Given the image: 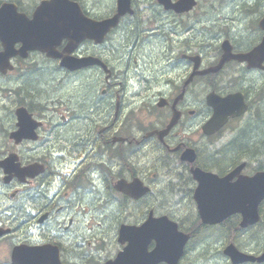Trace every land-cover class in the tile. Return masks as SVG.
<instances>
[{
  "label": "flooded vegetation",
  "instance_id": "flooded-vegetation-1",
  "mask_svg": "<svg viewBox=\"0 0 264 264\" xmlns=\"http://www.w3.org/2000/svg\"><path fill=\"white\" fill-rule=\"evenodd\" d=\"M39 1L15 2L19 11L33 18ZM71 1L78 4L80 11L93 21H100L116 12V3L101 9L91 0V6L86 0ZM153 6L158 10L153 12L152 27L162 28L165 36L167 27L175 26V36L167 37L168 41L160 44L164 53L158 58L169 60L161 70L152 69L150 58L136 57L135 53L138 41L144 38L146 32L145 27L140 25L145 16L144 8ZM52 9L57 12L51 13V6L48 12H44V17L48 14L52 23L68 20L66 7L62 11L57 6ZM165 13L177 17L190 14L165 11L159 4L138 7L135 3L134 12L124 16L103 43L85 39L72 52L74 56L82 58H98L104 65L93 64L70 70L62 66L60 58L49 57L37 50H30L25 58L15 55L8 65L4 64L5 68L0 70V118L11 107L12 119L2 136L8 141L4 140L6 146L0 160L13 156L18 167L8 182L5 180L8 175L0 167V184L13 187L12 191L0 192V213L5 218L0 216V245L5 250L6 247L12 250L14 247L30 246L44 251L50 262L59 253L58 264H105L133 240L120 238L121 227L139 226L151 215L168 217L188 234L179 264H188V253L193 244L203 246L213 242H206V238L216 235V231H227L225 240L232 237L234 241L229 243L242 245L237 240L239 235L249 234L252 227L247 229L240 226V213L231 214L216 224L202 221L195 198L198 193L202 192L203 196L210 193L206 186L200 190L192 170L200 167L225 175L244 156L229 159L224 155H231L229 151L237 152L233 148L237 143L236 138L229 142V149L223 148L220 143L222 130L212 135L204 133L203 126L213 113L207 105L206 95L210 91L221 95L243 92L250 103L252 87L260 77L264 78V60L260 62L261 67H249V62L232 58L217 72L191 78L196 65L192 57L198 54L199 48L203 59L201 69L216 65L223 50L219 47L215 56H205L203 52L207 49H204V40L198 41L197 31L193 38L188 26H185L182 29L188 28L185 34H189V37L184 39L183 34L179 37L176 29L180 33L181 24L176 20H172L171 24L170 16ZM122 28L125 29L120 37L124 33L125 39L130 37V40H135L128 47L129 52L126 50L129 53L127 62L114 54L122 48L117 36ZM258 29L260 35L256 39H253L254 34L247 35V42H239L235 37L228 38L232 47L230 53H248L256 49L263 39V32ZM151 32V35L156 32L158 35L161 29H152ZM67 44V39L57 43V52L68 55ZM20 46L21 42H18L16 47ZM2 48L0 41V50ZM37 53L47 61L56 62L54 69L63 74L62 78L79 77L83 81L86 74L87 78L94 77L91 81H94L97 96L111 99L109 115L103 116L99 113V107H95L82 116L83 109L79 110L76 106L80 103L83 106L86 102L83 98L75 102L80 92H76V89L75 93L67 96L54 95L56 99L52 103L40 102L41 94L36 86L35 90L28 87L30 82L43 75L44 69H39L43 68L41 65L34 67L33 56ZM167 73L170 75L167 76ZM123 76H128L127 82L123 81ZM187 80L191 81L187 94L181 97ZM56 83L62 86L60 77ZM85 86L82 85L83 90H86ZM197 86H203V92L200 99L196 97L192 100L189 89L191 93ZM14 96L16 99H12ZM263 107L261 103L257 107L258 112ZM171 122L174 124L169 127ZM157 129L161 130V135L160 132L159 135L152 134ZM259 152V149H254L251 154L257 156ZM134 182L140 191L145 187L149 191L136 198L133 187L130 188ZM102 190L109 194L102 204L103 213L109 215L122 207L125 212L115 224V242L105 237L108 232L103 229L102 221L86 225V215L95 211L94 199L100 201ZM158 201L162 206L161 213L156 207ZM260 210L264 211V202ZM141 215L143 217L139 218ZM187 219H193L194 225L188 224ZM128 230L133 233L135 229ZM155 243V239L149 240L148 250H152ZM115 249V254L111 256ZM5 264H10L9 260Z\"/></svg>",
  "mask_w": 264,
  "mask_h": 264
},
{
  "label": "rangeland",
  "instance_id": "rangeland-1",
  "mask_svg": "<svg viewBox=\"0 0 264 264\" xmlns=\"http://www.w3.org/2000/svg\"><path fill=\"white\" fill-rule=\"evenodd\" d=\"M0 1L2 2L7 0H0ZM13 1H17V0H13ZM20 1L23 3H28L29 1H35V0H20ZM86 1L91 6L92 3L90 2V0H86ZM91 1L95 2L96 5L101 9L108 8L109 6H113L115 4V0H91ZM147 1L148 0H137L136 5L138 7L142 6V4H145ZM144 9H145V16L142 18L143 21L141 22L140 25L145 27L144 28L145 31L152 29L154 30L161 29V32L158 35H150L145 33L143 35L144 38L141 41L140 40L138 41L137 48H135L136 57L145 58L146 60L150 58V60L152 61L151 63L152 69L156 68V70L157 69L161 70L162 66L168 65L169 60L168 59L162 60L160 57L158 58V56L160 55L163 56L164 53V49H161L160 44L163 45L165 41H168L167 37H172L173 35L175 36V34L173 33V29L175 26L172 25V27L170 28L167 27V31L165 32L166 35L163 36L164 34L162 28H160L159 26L152 27L153 25L152 19L154 14L153 12H156L157 7L156 6L146 7ZM165 14L170 16L168 17V19L170 20L171 24H173V21L175 20L181 24L180 26L181 32L179 33V31L176 29V32L179 34V37L180 34H183L182 38L186 36L189 37V34L192 35V37L196 36V32H195L196 30L198 33L197 35L198 41L201 42L202 40H204L203 46L204 49H207V51L206 52L204 51L203 54L205 56L210 57L218 54L219 47L221 46V41L222 39L227 38V36L235 37L239 42H247L246 39L247 35L254 34L253 39H256L260 35L261 31H259L258 29V18L262 17V15L264 14V0H199L196 9L193 11V13L190 12L189 15L177 17L169 13H165ZM217 19H223V20L219 22L217 21ZM196 22H198V25L196 24ZM185 26H188L190 31L189 34H185L188 28L185 30L182 29ZM228 26H230L231 28L236 27V29L231 30V28ZM123 29L125 28H122L119 34L117 35L119 37L118 41L122 45V48L119 42H116V45H118L121 49L119 51H115L114 54L119 58H124L125 59L124 61L127 62L126 59L128 58L127 56L129 55V53H126V50L129 52L128 47L134 44L135 40L134 38L130 40V37L128 38V40L125 39L124 33L120 37ZM178 40H183V39L178 38ZM33 63H34V67L39 68L38 66L41 65L43 68H39V69H44L42 72L43 74L42 76L38 77L37 80H35L34 82L32 81L28 84V87H30L31 90L33 89L35 90L34 86H36V88L39 90L41 94V97L39 98L40 102L45 103V101H51L50 103H52L56 99L54 95L59 93L61 95L67 96L71 93H75V89H76L77 90L76 92L78 91L80 92L77 93L74 99L75 102L81 98H83L84 101L86 102L83 106L81 105L82 103L80 104L77 103L78 105L76 104L77 109L79 110L83 109L82 116L89 114L91 112L90 109L92 108V110H94L95 107H99V113L102 114L103 116L109 115L110 111L108 109L110 108L111 105V99L110 98L104 99L97 96L96 88L94 87V81H91L93 80L92 78L94 77L87 78L86 77L87 74H86L83 81H80L79 77L62 78L61 76L63 74L56 72L54 69L57 63L54 61H47L39 53L33 56ZM170 63L172 64L173 62L170 61ZM119 69L122 70L125 68H119ZM150 74H148L149 79L151 80V82H153V78H150ZM168 75L170 74L167 73V76ZM59 77L62 81L61 83L62 86L56 83ZM124 77L125 76H123L122 79H124ZM79 83L80 85L78 86ZM82 85L83 86L86 85L85 86L86 90H83ZM87 88L89 90H87ZM262 91H264V79H260L259 81L255 82L254 86L252 87L250 96L253 102L258 99ZM202 92H203V86H197L195 90H193L190 93V98L192 100H194V98L196 97L197 99H200ZM12 99H16V97L14 96ZM262 102H264L263 99H261L260 103H257L255 107L259 106ZM249 114L250 111L245 115L243 119L232 123L228 129H225L221 136V141L223 148L231 149L229 146V141L236 138L237 143L235 145L236 149L234 150H236L237 152L234 154V152L231 153L232 151H229L231 155H227V154L224 155L228 156L229 159H233L235 156L239 157L241 155H244L246 156L245 159L249 160L250 162L249 168L254 169L255 167L264 166V151L261 150V148H263L261 141L264 143V107L258 113H256L251 119L249 117ZM2 117L0 118V154L4 151V148L6 146L4 141L6 138L2 136L6 128H8L11 123L10 119H12V108L8 107L6 114H4ZM254 149H259L260 151L257 156L251 154L254 151ZM247 157H249L250 159ZM12 189L13 187L10 185L0 184V192H6V191L9 192L12 191ZM108 196L109 194L104 193V191L102 190L101 196L99 197L100 201L94 199L93 208L95 211H93L92 213H88L86 215L88 218L86 225L90 223H96L102 221L104 223L103 229L108 232L105 235V237L106 238L110 237L111 241L115 242L116 236L113 233L114 227L115 224L117 223V220L121 218L125 214V212L122 207L120 209L114 210L109 215L103 213L102 204L103 201H105ZM112 207L115 208V206ZM156 207L159 209L158 212L161 213L162 206L159 201L157 202ZM136 213L139 214L138 211ZM143 215H141L139 218H142ZM0 216L3 219H5L1 213ZM187 223L193 224L195 223V221L193 219H187ZM258 226L259 225L252 227L248 231V232L254 231L255 234L249 233L244 235L241 233V235H239V238L237 240H239V242L242 245L240 246L238 243L236 242L235 243L240 247L241 250L251 248L255 251L254 254H259V255H261L264 252V227L262 225V227L258 229ZM222 231H224L225 234L224 237H219L216 234L212 237L206 238V242L208 243L213 241L208 245L207 243H205L203 246H197V245L194 246L193 244L188 253V257H187L188 264H229V259L223 254L222 249L224 245L229 243L230 240H225L226 236L228 235V232L225 230ZM117 249L111 252V256L115 254ZM7 260H8V249L6 247V251H5L4 246L0 245V264H5Z\"/></svg>",
  "mask_w": 264,
  "mask_h": 264
},
{
  "label": "water",
  "instance_id": "water-1",
  "mask_svg": "<svg viewBox=\"0 0 264 264\" xmlns=\"http://www.w3.org/2000/svg\"><path fill=\"white\" fill-rule=\"evenodd\" d=\"M162 4L166 6V8H173L177 11H187L193 7L195 4V0H177L176 2H173L172 0H159ZM55 2V0L53 1ZM131 11V0H118V12L117 14L110 19L102 21L99 25L101 26L102 33L104 34L107 32L112 26H115L120 18L121 15L125 14L126 12ZM17 8L16 5L13 3H4L2 7L0 8V37H2L3 33L2 30H8L9 26L15 25V26H21L28 30L30 28V22L26 21L25 23L17 22L12 14H17ZM45 27L46 32L44 33L46 36L48 35L51 27L50 25H42ZM261 26L264 28V19L261 21ZM39 27V25L37 26ZM95 26L88 22H81L78 17L75 15V13L71 12L69 22H66L64 25L65 35L69 37L70 39V46L73 45V47L70 48V50H73V48L76 46L77 43L80 42V40L86 36L94 37V34L92 33V30H94ZM10 35V34H8ZM43 40V39H41ZM6 46V52L0 54V67L3 68V63L6 59L9 58L12 54H14L13 47L14 42L12 41H5L4 42ZM44 46V43L42 41L35 42V41H27L24 43V47L27 49L29 48H42ZM62 64L74 69L79 68L81 66H86L91 64L90 62H87V59H75V58H68L64 57ZM3 165L7 171L13 172L14 171V164H13V158L9 157L8 160H4L0 163ZM255 192L251 195L243 196L241 197V200L245 201V205L248 208L246 211V220L253 221L255 219L252 218V215L257 214V207L259 205V202L264 198V178L258 179L254 184ZM237 199L233 194H230V200ZM225 201L229 202L230 200L226 197L223 198ZM249 212V213H248ZM256 218V217H255ZM150 221L149 224L146 226L149 231L146 233L145 236H149L151 239L152 237H156L157 239L160 237V233L158 230V224L155 221ZM121 233L124 235V238L127 237V235L124 234L123 230ZM145 242H135L134 240L131 241V244L129 247H126L124 251L120 252L117 259L115 261H110L107 264H155L157 261H159L161 258H164L165 255L168 254V252L172 253L173 255L171 257H167L172 264H176L174 262L177 258L175 256L177 253H175L174 250L169 249L167 247L159 246L158 249H156L151 254L146 253L147 251V245H145ZM134 246V248H133ZM146 250V251H145ZM39 252H36V250L32 251H24L20 252L18 250H15L13 253V259L15 263L18 264H56V261L53 262H47L44 259L40 258L41 255H38ZM175 253V254H174ZM226 253L231 255L233 261L235 263L242 262L245 260L250 259L249 256H246L244 254H237V252L233 249L231 246L229 249L226 250ZM140 256V260H136V257ZM161 257L159 259H156L157 257ZM43 257V255H42Z\"/></svg>",
  "mask_w": 264,
  "mask_h": 264
},
{
  "label": "bare ground",
  "instance_id": "bare-ground-1",
  "mask_svg": "<svg viewBox=\"0 0 264 264\" xmlns=\"http://www.w3.org/2000/svg\"><path fill=\"white\" fill-rule=\"evenodd\" d=\"M216 4V3H215ZM218 5V4H217ZM238 10V9H237ZM239 11V10H238ZM221 20H223V19H217V21H219V22H221ZM197 25H198V22H197ZM206 27H208V26H206ZM228 27H230V26H228ZM231 28V27H230ZM232 29H236V27H232L231 28V30ZM145 33H147V34H153L152 32H151V30H147ZM155 33V32H154ZM154 35H157V32L154 34ZM154 39V38H153ZM128 57V56H127ZM118 58V57H117ZM135 74V73H134ZM62 77V76H61ZM128 77V76H127ZM127 77H125L124 78V82H127L128 81V78ZM129 77H131V76H129ZM136 77V76H135ZM134 80V79H133ZM136 80V79H135ZM145 81V80H144ZM146 82V81H145ZM131 83V82H130ZM124 84H126V83H124ZM129 85V84H128ZM262 103H264V102H262ZM258 112V110H257V108L253 111V112H251V114H250V119L256 114ZM230 142V141H229ZM209 144H211V143H209ZM230 145V144H229ZM215 146V145H214ZM263 151H264V147L263 148H261ZM255 156V155H254ZM98 168V167H97ZM82 192V191H81ZM41 196V195H40ZM54 207V206H53ZM5 213V212H4ZM190 215H191V210H190ZM192 216V215H191ZM262 225H263V227H264V211L262 210L261 211V222H260V224H259V226H258V229H260L261 227H262ZM250 234H255V232L254 231H252V232H250ZM230 241H234L233 239H232V237H231V239H230ZM244 251H246V252H249L250 253V259L248 260V263L247 264H260V262H262V261H264V252L261 254V255H259V254H254V250L253 249H251V248H248V249H245ZM229 264H232L231 263V261L229 260ZM262 264H264V263H262Z\"/></svg>",
  "mask_w": 264,
  "mask_h": 264
},
{
  "label": "trees",
  "instance_id": "trees-1",
  "mask_svg": "<svg viewBox=\"0 0 264 264\" xmlns=\"http://www.w3.org/2000/svg\"><path fill=\"white\" fill-rule=\"evenodd\" d=\"M261 144H262V146L264 147V143H263L262 141H261ZM245 145H246V144H245ZM247 145H248V143H247ZM233 148L236 149V148H235V145H234ZM216 232H217V234H219V233L222 234V235L224 234L223 231H216Z\"/></svg>",
  "mask_w": 264,
  "mask_h": 264
}]
</instances>
